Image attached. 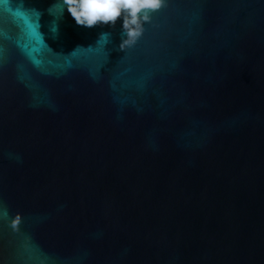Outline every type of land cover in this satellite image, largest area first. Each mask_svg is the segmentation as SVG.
<instances>
[{
	"label": "water",
	"instance_id": "water-1",
	"mask_svg": "<svg viewBox=\"0 0 264 264\" xmlns=\"http://www.w3.org/2000/svg\"><path fill=\"white\" fill-rule=\"evenodd\" d=\"M148 16L0 0V264H264V0Z\"/></svg>",
	"mask_w": 264,
	"mask_h": 264
},
{
	"label": "clouds",
	"instance_id": "clouds-1",
	"mask_svg": "<svg viewBox=\"0 0 264 264\" xmlns=\"http://www.w3.org/2000/svg\"><path fill=\"white\" fill-rule=\"evenodd\" d=\"M63 3L77 26H112L119 19L122 39L118 47L123 50L141 36V22L149 19L148 12L161 8L164 0H63Z\"/></svg>",
	"mask_w": 264,
	"mask_h": 264
}]
</instances>
